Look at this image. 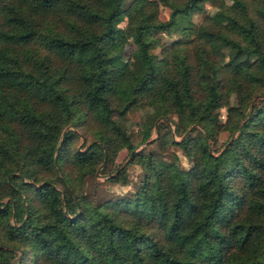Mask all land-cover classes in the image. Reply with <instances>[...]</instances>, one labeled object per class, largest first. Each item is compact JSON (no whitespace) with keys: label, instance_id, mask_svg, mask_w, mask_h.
Here are the masks:
<instances>
[{"label":"trees","instance_id":"1","mask_svg":"<svg viewBox=\"0 0 264 264\" xmlns=\"http://www.w3.org/2000/svg\"><path fill=\"white\" fill-rule=\"evenodd\" d=\"M232 2L0 0V264H264V0ZM133 108L140 141L165 119L150 143L179 145L188 167L133 150ZM121 148L136 189L89 197Z\"/></svg>","mask_w":264,"mask_h":264},{"label":"rangeland","instance_id":"2","mask_svg":"<svg viewBox=\"0 0 264 264\" xmlns=\"http://www.w3.org/2000/svg\"><path fill=\"white\" fill-rule=\"evenodd\" d=\"M228 3H233L232 0H225ZM205 12H211L213 10L212 5L207 1L205 2ZM169 12V8L165 4H160L159 6V16L162 19L167 18ZM202 14L195 13L193 15V19L195 21L200 20ZM126 22V17H124L119 24L124 25ZM175 34H166L162 33L160 35V39L164 42H170ZM134 47L133 43L130 39L124 44L123 49V57L118 61L119 64H123L127 61L129 53L131 49ZM225 53L228 56L231 53V49L229 47H224ZM157 53L159 52V47L154 49ZM231 103L235 102V98L233 95L230 97ZM213 113L218 119H223L225 115L224 107L214 110ZM159 120H165L163 118H158L155 120L153 130L150 136V140H145L143 142L140 141V130H141V121H142V111L139 108H133L127 112L126 116V124L130 133V137L132 141L136 144V147L133 150L141 149L149 150L152 149L157 153L158 156L167 159V160H175L177 163L184 167H188L190 161L188 157L184 154L183 150L179 145L173 143H166L160 145L159 141L152 142L159 134L158 130V122ZM170 131L175 140H179L183 137L174 132L173 124L170 123ZM228 137V132L223 130L219 132L216 136V141L212 143V146L215 148H219L226 141ZM147 141V142H146ZM88 141L85 140L83 133L79 132V137L75 139L73 142V146L78 148H84ZM225 145V144H224ZM131 152H128L126 148H121L118 150L115 156L110 158L107 162L106 159L103 161V164L100 165L94 174L88 175L84 180L83 191L89 197L103 199L107 197H115L117 195L129 194L132 193L143 174L142 168L140 165L130 159ZM126 166L127 179L125 182H112L108 179V175L116 172L117 166Z\"/></svg>","mask_w":264,"mask_h":264},{"label":"water","instance_id":"3","mask_svg":"<svg viewBox=\"0 0 264 264\" xmlns=\"http://www.w3.org/2000/svg\"><path fill=\"white\" fill-rule=\"evenodd\" d=\"M259 96H261V95H259V94H258V95H256V97H259ZM149 140H150V139H149ZM146 142H147V141H146ZM13 262H14V260L12 261V263H13Z\"/></svg>","mask_w":264,"mask_h":264}]
</instances>
